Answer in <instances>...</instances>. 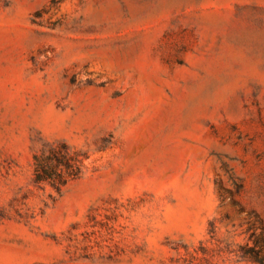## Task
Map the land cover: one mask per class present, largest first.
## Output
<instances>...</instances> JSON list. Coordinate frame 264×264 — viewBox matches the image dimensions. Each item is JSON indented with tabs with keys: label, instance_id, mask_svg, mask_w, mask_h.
<instances>
[{
	"label": "rangeland",
	"instance_id": "rangeland-1",
	"mask_svg": "<svg viewBox=\"0 0 264 264\" xmlns=\"http://www.w3.org/2000/svg\"><path fill=\"white\" fill-rule=\"evenodd\" d=\"M62 144L77 176L35 182ZM246 249L264 259V0H0V264Z\"/></svg>",
	"mask_w": 264,
	"mask_h": 264
},
{
	"label": "trees",
	"instance_id": "trees-1",
	"mask_svg": "<svg viewBox=\"0 0 264 264\" xmlns=\"http://www.w3.org/2000/svg\"><path fill=\"white\" fill-rule=\"evenodd\" d=\"M46 159H54V164H46L45 160L36 157L35 158V182H51L52 185L61 186L68 179H72L77 176L79 168L74 166V158L69 155L67 148L64 144L57 151H53ZM46 165H55L53 167H48ZM57 165H63L66 169L65 173L57 171ZM244 256H248L253 261L258 264H263L264 259L259 257L257 253H254L251 249H246L243 251Z\"/></svg>",
	"mask_w": 264,
	"mask_h": 264
}]
</instances>
